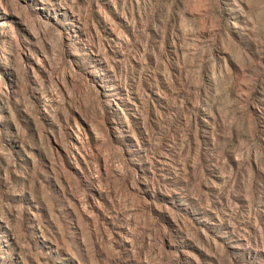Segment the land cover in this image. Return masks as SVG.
<instances>
[{
    "label": "rangeland",
    "instance_id": "rangeland-1",
    "mask_svg": "<svg viewBox=\"0 0 264 264\" xmlns=\"http://www.w3.org/2000/svg\"><path fill=\"white\" fill-rule=\"evenodd\" d=\"M0 264H264V0H0Z\"/></svg>",
    "mask_w": 264,
    "mask_h": 264
}]
</instances>
